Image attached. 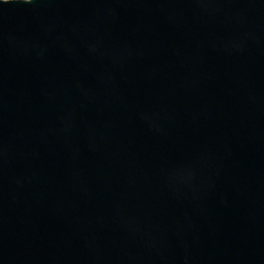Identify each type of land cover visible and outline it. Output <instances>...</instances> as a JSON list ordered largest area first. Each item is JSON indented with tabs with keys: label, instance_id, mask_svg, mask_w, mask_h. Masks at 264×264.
I'll return each instance as SVG.
<instances>
[{
	"label": "water",
	"instance_id": "95a60500",
	"mask_svg": "<svg viewBox=\"0 0 264 264\" xmlns=\"http://www.w3.org/2000/svg\"><path fill=\"white\" fill-rule=\"evenodd\" d=\"M0 264H264V0H0Z\"/></svg>",
	"mask_w": 264,
	"mask_h": 264
}]
</instances>
